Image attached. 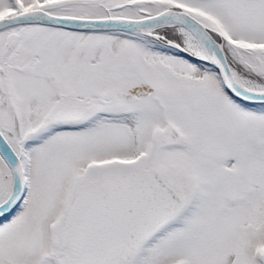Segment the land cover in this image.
<instances>
[{"label": "snow or ice", "instance_id": "6c2138e0", "mask_svg": "<svg viewBox=\"0 0 264 264\" xmlns=\"http://www.w3.org/2000/svg\"><path fill=\"white\" fill-rule=\"evenodd\" d=\"M0 264H264V0H0Z\"/></svg>", "mask_w": 264, "mask_h": 264}]
</instances>
